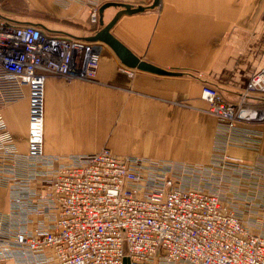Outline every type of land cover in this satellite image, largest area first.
Segmentation results:
<instances>
[{"label": "built area", "instance_id": "built-area-1", "mask_svg": "<svg viewBox=\"0 0 264 264\" xmlns=\"http://www.w3.org/2000/svg\"><path fill=\"white\" fill-rule=\"evenodd\" d=\"M89 14L99 20L97 2L89 3ZM102 48L0 13V188L9 201L8 211L0 209V262L264 264V186L242 181L264 172V155L250 163L228 152L230 145H259L261 131L251 124L264 123V65L238 100L203 79L202 97L220 126L207 163L120 155L109 147L47 153V77L94 78ZM25 96L23 153L3 108Z\"/></svg>", "mask_w": 264, "mask_h": 264}, {"label": "crops", "instance_id": "crops-1", "mask_svg": "<svg viewBox=\"0 0 264 264\" xmlns=\"http://www.w3.org/2000/svg\"><path fill=\"white\" fill-rule=\"evenodd\" d=\"M104 1L46 0L61 22L76 23L72 30L46 17L6 15L20 23L85 36L94 31H79L77 23L86 24L89 3L100 6ZM119 1L150 4L153 0ZM117 10V6L107 7L105 21ZM112 31L141 58L179 73L138 68L129 73L103 44L94 78L49 75L45 83V151L68 154L109 147L120 155L209 162L220 126L202 97L203 78L235 100L264 65V0H161L155 7L122 15ZM3 114L19 150L26 152L27 96L7 104ZM109 125L115 126L114 131ZM251 125L261 131L257 148L228 147L229 153L250 163L264 155V124ZM0 209L9 210L5 187L0 188Z\"/></svg>", "mask_w": 264, "mask_h": 264}, {"label": "water", "instance_id": "water-1", "mask_svg": "<svg viewBox=\"0 0 264 264\" xmlns=\"http://www.w3.org/2000/svg\"><path fill=\"white\" fill-rule=\"evenodd\" d=\"M161 0H153L150 4H133L126 1L107 0L99 6V27L92 34L85 35L88 40L100 41L109 46L124 65L132 68L152 71L161 74H177L179 72L162 68L141 58L112 31L117 20L124 14H132L155 7ZM109 6H117L118 10L108 21L104 19V10Z\"/></svg>", "mask_w": 264, "mask_h": 264}, {"label": "rangeland", "instance_id": "rangeland-1", "mask_svg": "<svg viewBox=\"0 0 264 264\" xmlns=\"http://www.w3.org/2000/svg\"><path fill=\"white\" fill-rule=\"evenodd\" d=\"M49 7H50V5L48 3H46V0H0V13H2V14H5V15L8 14V15L15 16L18 18H23V19L28 18L29 16L46 17V19L51 20L53 23H55L57 25L65 26V28H68L70 30L74 29V26L76 23L72 22L71 24H68V23H67V25L64 24L63 22L60 21L59 18H57L55 16V13L53 11H51V9ZM77 25H78V27H76V28L79 31L91 33L92 31H95L96 29H98L99 20L91 18L90 14H89L88 18L86 20V24H78L77 23ZM203 79H206V78H203ZM206 80H207V82L209 81L208 79H206ZM209 82H211V81H209ZM204 83L205 82H203V85H204ZM244 89H245V87L241 89V91L239 92V94L235 100H238L240 93ZM202 90H203V88H202ZM20 117H21L20 113L17 112V119H20ZM262 124H264V123H262ZM109 126L114 131L115 126L114 125L113 126L109 125ZM183 161H185V160H183ZM256 172L259 174L258 176L254 175V174H248V180L242 179V181L248 182L249 185L250 184L251 185L258 184L257 182H259L260 186H264V182L259 181L260 178L264 179V172L259 171V170ZM224 174H227L230 177L229 173L224 172ZM251 177H253V178L251 179ZM251 180H253V181H251ZM254 180H256V181H254ZM243 187L244 186L241 185V187L233 188L232 191L240 192L241 188H243Z\"/></svg>", "mask_w": 264, "mask_h": 264}, {"label": "bare ground", "instance_id": "bare-ground-1", "mask_svg": "<svg viewBox=\"0 0 264 264\" xmlns=\"http://www.w3.org/2000/svg\"><path fill=\"white\" fill-rule=\"evenodd\" d=\"M106 45V44H105ZM121 62V61H120ZM126 68V67H125ZM30 107V106H29ZM29 119H30V108H29ZM44 121H45V111H44Z\"/></svg>", "mask_w": 264, "mask_h": 264}]
</instances>
